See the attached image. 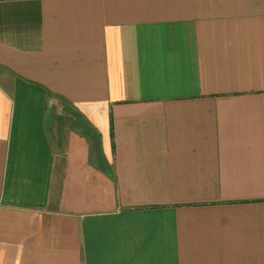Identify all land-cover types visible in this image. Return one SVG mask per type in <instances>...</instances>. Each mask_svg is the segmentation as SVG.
I'll return each mask as SVG.
<instances>
[{
	"label": "crops",
	"instance_id": "0c3cea01",
	"mask_svg": "<svg viewBox=\"0 0 264 264\" xmlns=\"http://www.w3.org/2000/svg\"><path fill=\"white\" fill-rule=\"evenodd\" d=\"M0 264H264V0H0Z\"/></svg>",
	"mask_w": 264,
	"mask_h": 264
}]
</instances>
